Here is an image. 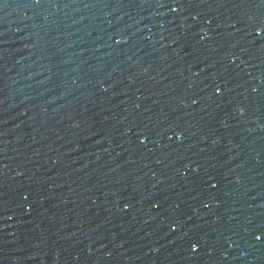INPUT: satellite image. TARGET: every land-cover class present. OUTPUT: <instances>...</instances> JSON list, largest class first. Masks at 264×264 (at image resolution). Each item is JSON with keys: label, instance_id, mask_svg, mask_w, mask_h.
I'll use <instances>...</instances> for the list:
<instances>
[{"label": "water", "instance_id": "obj_1", "mask_svg": "<svg viewBox=\"0 0 264 264\" xmlns=\"http://www.w3.org/2000/svg\"><path fill=\"white\" fill-rule=\"evenodd\" d=\"M0 264H264V3L0 0Z\"/></svg>", "mask_w": 264, "mask_h": 264}, {"label": "snow or ice", "instance_id": "obj_2", "mask_svg": "<svg viewBox=\"0 0 264 264\" xmlns=\"http://www.w3.org/2000/svg\"><path fill=\"white\" fill-rule=\"evenodd\" d=\"M261 3H264V0H261Z\"/></svg>", "mask_w": 264, "mask_h": 264}]
</instances>
